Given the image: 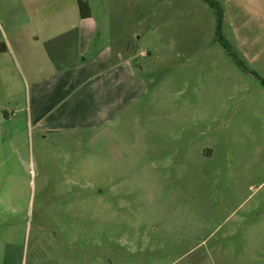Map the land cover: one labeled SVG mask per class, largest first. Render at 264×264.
<instances>
[{
	"label": "rangeland",
	"instance_id": "rangeland-1",
	"mask_svg": "<svg viewBox=\"0 0 264 264\" xmlns=\"http://www.w3.org/2000/svg\"><path fill=\"white\" fill-rule=\"evenodd\" d=\"M50 1L0 0V47L57 13ZM82 1L129 47L145 95L88 134L18 133L0 111V264H264V88L216 42L213 10ZM10 83L3 54L7 111L23 95Z\"/></svg>",
	"mask_w": 264,
	"mask_h": 264
},
{
	"label": "crops",
	"instance_id": "crops-1",
	"mask_svg": "<svg viewBox=\"0 0 264 264\" xmlns=\"http://www.w3.org/2000/svg\"><path fill=\"white\" fill-rule=\"evenodd\" d=\"M218 1L224 38L256 74L264 72V0ZM51 2L57 13L25 21V29L14 30L3 44L0 55H12L17 67L10 91L16 86L18 94L23 91L22 100L14 97L17 109H0L3 123L42 136L100 132L122 108L143 100V81L133 74L129 47L117 45L92 12L82 19L78 8L70 14L75 11L70 0ZM155 131L157 137L163 132ZM142 135L149 130L143 128ZM148 155L141 149L142 158Z\"/></svg>",
	"mask_w": 264,
	"mask_h": 264
},
{
	"label": "trees",
	"instance_id": "trees-1",
	"mask_svg": "<svg viewBox=\"0 0 264 264\" xmlns=\"http://www.w3.org/2000/svg\"><path fill=\"white\" fill-rule=\"evenodd\" d=\"M206 3L214 12L216 18V42L225 51L228 58L231 59L233 64L243 73L254 76L264 88V78L256 74L247 63L240 58L234 48L228 43V41L222 35L223 27V7L218 0H201ZM79 15L82 19L90 17V8L86 1L78 0ZM5 45L0 47V54L5 52Z\"/></svg>",
	"mask_w": 264,
	"mask_h": 264
}]
</instances>
